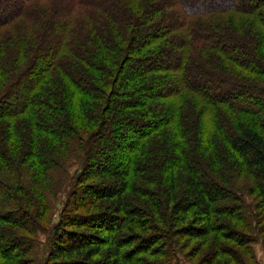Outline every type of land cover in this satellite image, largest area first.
Segmentation results:
<instances>
[{
  "label": "trees",
  "instance_id": "trees-1",
  "mask_svg": "<svg viewBox=\"0 0 264 264\" xmlns=\"http://www.w3.org/2000/svg\"><path fill=\"white\" fill-rule=\"evenodd\" d=\"M235 1L17 0L0 16V140L20 143L15 159L0 143V264H172L186 239L212 238L208 264L254 261L264 0ZM114 118L132 135L115 166L97 159ZM67 160L80 172L63 169L68 198L38 261L48 203L18 167L40 175ZM245 175L256 182L242 187Z\"/></svg>",
  "mask_w": 264,
  "mask_h": 264
},
{
  "label": "rangeland",
  "instance_id": "rangeland-1",
  "mask_svg": "<svg viewBox=\"0 0 264 264\" xmlns=\"http://www.w3.org/2000/svg\"><path fill=\"white\" fill-rule=\"evenodd\" d=\"M239 1H242V0H239ZM258 1L259 0H246L245 2L247 3L248 6H251V5L256 4ZM16 2H17V0H5V3L0 4V16L3 13L5 14L6 12L12 11V9L14 8L12 6ZM224 2H227V1H224ZM229 2L231 4L232 3L237 4V1H235V0H229ZM140 4H142V3H140ZM213 4L216 5L217 2H214ZM237 5H239V4H237ZM121 71H120V73H121ZM120 73H119V75H120ZM216 84H217V81L215 79H212L210 81L206 80L205 85H207V88L205 89V87H204V89L208 93H212V92L214 93ZM169 87H170V85H166V89H169ZM159 89L160 88L157 86L155 91L159 90ZM223 89H226V87H224ZM13 103H14V106L12 105L13 107H9V109L16 108V106L19 103V100L16 99V101H14ZM225 110L226 109H224V111ZM120 121H121V118L120 119L114 118L113 120L110 121V124H109L110 126L108 128L109 131L107 130L105 133H103L101 135V137L99 138V142H98L99 147L97 148L98 152H99L97 155V159L99 161H104V159H107V161L111 165H114V166L117 163H120L122 161V155H120L121 154L120 149L118 150L117 148H119V147L121 148V144L124 143L125 139H128L129 136H132L126 130H119L118 129V124L120 123ZM76 125L80 126L79 124H76ZM92 128H95V127H92ZM107 133H109V134H107ZM8 138L6 136L5 140H3V143L1 140H0L1 141L0 143L5 149H7V153L13 159H15L19 152H15V151L10 150L11 147L9 148V143H11L12 145L20 144L19 139L15 135L12 137L9 136ZM188 139H189L188 143L191 145V143H193L194 141L191 140L189 137H188ZM21 140H23V138ZM109 140L115 142V146L113 149H107L106 148V143ZM104 143H105V145H104ZM56 150H57V152H59V150H62L61 154L64 155V153H67L69 149L67 147H65V148L62 147V145H59L58 149L56 147ZM61 154L59 156H62ZM80 167H81L80 164L76 163L75 161L67 160V161L60 162L59 164L55 165L54 167H52L51 170H48L46 172L41 171L40 175H39V171L37 169H34V170L31 169L32 165H27L26 167H24L22 169V171H21L20 165L18 167L19 173L23 177L25 176L24 177V179H25V182H24L25 185L24 186H26L28 188L29 193H32L36 199H39L41 197L44 198L45 201L47 200L46 203H48L47 211L44 214L45 217L43 220H41V222H43L44 226L49 227V228H46L45 231H41L37 236L39 244H38V248H37L36 258L38 261H43L46 257V252L48 249L47 244H48V240H49V236H50V229L53 228L54 226H56L57 222L59 221L62 210L64 209V206H65L67 198H68L67 192H66V187L68 185L69 180L66 177V174L64 175L63 169L68 168L69 174L75 176L76 174H78L80 172ZM68 177L70 178V175H68ZM181 177L184 178L185 174H182ZM179 181H182V183L180 184V189H181V187H184V183H183L182 179H180ZM255 182H256L255 179H253L250 176L245 175L242 178L241 185H242V187H244V185H246L247 183L253 184ZM179 194L181 195V192ZM248 199L250 200V202L252 201V198L249 197ZM257 236L259 237L258 239H256L257 243L252 246L253 255H254L255 259L252 262L251 261L248 262V259L245 256V258L247 259V264H264V236L262 234L261 235L257 234ZM213 242H214V238H212L207 243L200 241V240L188 241L186 239L184 248L181 251L179 249V251L176 255V258L170 262H172V264H202V263L208 264V260L207 261H205V260L208 257L212 258ZM182 243H183V241H182ZM21 260H22L21 257L16 256L15 261L12 263H9V264H21L20 263ZM27 261L31 262V260H27ZM34 262L35 261H33V264L36 263V262L35 263ZM149 262L150 263H152V262L157 263V259H153ZM226 262H228V264H229V257H227V256L217 258L215 261V264H225Z\"/></svg>",
  "mask_w": 264,
  "mask_h": 264
}]
</instances>
